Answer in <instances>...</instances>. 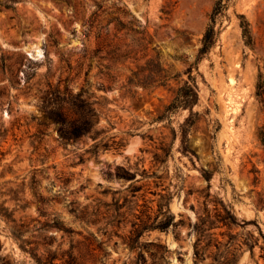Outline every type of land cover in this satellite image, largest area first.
<instances>
[{"label":"rangeland","instance_id":"obj_1","mask_svg":"<svg viewBox=\"0 0 264 264\" xmlns=\"http://www.w3.org/2000/svg\"><path fill=\"white\" fill-rule=\"evenodd\" d=\"M215 1L0 0V264H264V0L223 1L193 123L164 115ZM51 87L94 138L58 137Z\"/></svg>","mask_w":264,"mask_h":264},{"label":"trees","instance_id":"obj_2","mask_svg":"<svg viewBox=\"0 0 264 264\" xmlns=\"http://www.w3.org/2000/svg\"><path fill=\"white\" fill-rule=\"evenodd\" d=\"M224 0H216L213 6V9L209 16V21L203 31L202 38L200 40V46L197 51V55L195 61L188 65L185 69V73H187V79H184L183 82L177 87L173 98L170 103L165 107V116H168L169 113L174 112L178 108H188L190 110V114L185 120L186 126H191L193 123L192 119V107L197 102V88L195 78L192 76V68L197 66V62L205 56L210 48L215 44L218 30L215 28L216 18L218 14L224 8L225 3ZM1 5V2H0ZM242 34L244 37L250 39L249 30L247 28V23H241ZM152 59L147 61V65H152ZM148 72L143 76H139V72L133 71L131 76L128 77L129 85H141L143 87L151 84L155 81H158V84L164 85L168 79L172 76L169 74H160V72L153 71L151 68H147ZM159 75V77H156ZM175 76V75H174ZM53 88L50 91L51 98L46 99L49 110L45 111V119L51 123H55L57 125L58 137L67 142V141H75L78 140L81 136L91 134L92 137H95V133L92 131V126L94 123V119L96 116L95 109L91 106V103L83 97V90L78 91L77 93H72L70 89L67 87L64 89V93L68 96L66 98V103L68 106L64 107L60 104V89L58 87ZM48 94V92L46 93ZM256 94L261 98L263 94V83L259 81L257 84ZM43 123V122H42ZM184 132L186 131L183 128ZM209 175H205V178L208 180ZM227 211V210H226ZM228 212V211H227ZM0 215L5 216L7 219H11V213L7 212V208L3 207L0 204ZM171 216L165 224L157 225L155 227L165 228L170 223Z\"/></svg>","mask_w":264,"mask_h":264}]
</instances>
